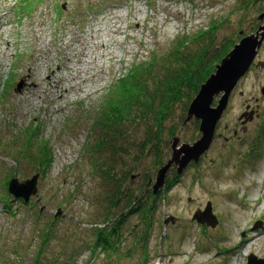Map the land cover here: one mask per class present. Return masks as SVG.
<instances>
[{
  "label": "rangeland",
  "instance_id": "1",
  "mask_svg": "<svg viewBox=\"0 0 264 264\" xmlns=\"http://www.w3.org/2000/svg\"><path fill=\"white\" fill-rule=\"evenodd\" d=\"M20 7L19 0H0V196L7 192L6 181H25L39 173L35 157L42 140L48 143L52 164L44 177L40 174L38 195L29 202L35 213L44 209L41 219L12 195L19 214L8 215L0 199V242H15L36 230V220L41 226L58 215L62 220L51 247L60 254L61 235L76 224H100L111 211L116 188L123 193L153 192L164 165L158 161L171 158L175 137L193 144L202 135L200 120L185 122L181 104L161 131L155 128L158 140L153 144L145 146L153 130L134 118L110 131L103 112L118 78L132 64L167 53L178 39L205 29L213 19L221 24L211 47L232 37L238 43L264 24L258 19L264 0H41L32 12L19 13ZM53 80L61 81L58 89L52 87ZM263 87L264 42L231 93L211 148L181 174L175 166L170 169L166 184H174L157 193L163 200L155 214L149 254L144 255L136 238L142 236V227L134 213L123 227V255L116 264H249L251 255L264 259ZM220 98L215 97L213 106ZM247 111H255L254 118L242 123ZM101 141L106 145L97 148ZM110 169L114 180L104 175ZM117 179L124 183L121 189ZM124 201L114 213H121ZM209 203L218 218L216 227L194 219ZM170 217L176 222L165 224ZM254 234L259 238L249 243ZM55 263L108 261L103 254L90 259L85 250L72 262Z\"/></svg>",
  "mask_w": 264,
  "mask_h": 264
},
{
  "label": "trees",
  "instance_id": "2",
  "mask_svg": "<svg viewBox=\"0 0 264 264\" xmlns=\"http://www.w3.org/2000/svg\"><path fill=\"white\" fill-rule=\"evenodd\" d=\"M19 2H21V10L32 12L41 0H19ZM58 9L62 10V7L59 6ZM220 24V21L213 19L205 29H199L190 37L184 36L178 39L167 53L161 56L153 54L146 61L132 64L127 73L118 78L110 88L112 100L108 101L107 108L105 105L106 109L103 112V116H106V127L115 132L118 127L127 125L134 118L145 122L148 129L153 130L151 135L153 138L149 137V142L147 141L145 146L158 140L154 132L164 128L178 105L181 104L183 113H187L191 101L197 96L202 84L209 79L216 71L219 62L237 44L232 37L215 48L211 47L213 36ZM105 145L106 142L101 141L97 148H103ZM37 151L35 162L39 166L38 172L44 177L52 164V156L46 140L39 142ZM164 163L162 160L158 161L159 166ZM95 166L101 167L98 162ZM111 170L114 169L108 172L105 170L104 175L112 176ZM111 178L116 179L114 175ZM176 178H179L177 174ZM9 181L5 184L7 192L1 195L0 199L3 201L4 211L8 215L17 217L19 213L16 208L14 209L16 198L11 197L9 193ZM121 181L118 179L116 181V187L120 189L124 185ZM173 184L174 182L168 181L167 191ZM122 200H125L124 209H127L128 213L124 214V209L119 214L114 213ZM162 200L161 193L155 194L151 190L135 194L129 189L123 193L116 188L111 200V211L99 222L100 224L85 228L76 224L75 229L61 235L59 240H62L64 245L60 254L54 252L55 249L51 244L53 239H57V224L62 219L55 215L56 218L51 223L45 222L39 226L37 220L41 219L42 210L35 213L36 209L31 210L30 203L25 204L26 209L32 214L35 213L36 219L39 218L33 225L36 230H31L30 234L20 235L15 242H0L1 264H56L55 262L59 261L68 263L85 250L90 251V259L103 254L108 264H116V260L123 255L122 241H125L123 227L127 224L128 216L134 213L139 215L140 227H142V236L137 235L136 238H139L138 243L144 247V255H148L147 247L154 227L155 214ZM20 220L18 218L13 221L10 227H15ZM25 221L28 223L27 220ZM26 223L23 228L27 229Z\"/></svg>",
  "mask_w": 264,
  "mask_h": 264
},
{
  "label": "water",
  "instance_id": "3",
  "mask_svg": "<svg viewBox=\"0 0 264 264\" xmlns=\"http://www.w3.org/2000/svg\"><path fill=\"white\" fill-rule=\"evenodd\" d=\"M259 19H264V11L259 15ZM242 34V32H241ZM264 42V24L260 25L256 32L244 36L229 51V53L217 65L216 71L209 79L202 84L197 96L193 99L187 114L185 122L196 118L200 120L201 138L193 144L180 143V138L175 137L172 140L173 153L171 158L160 168L157 174L156 182L153 186V192L157 194L161 189L166 187L167 176L170 169L177 167L178 174H181L191 162L198 163L201 157L211 148L216 135L219 121L222 119L230 101L231 93L237 87L239 81L246 75L254 63L258 50ZM25 81L18 84L19 93L23 90ZM264 95V87L262 88ZM221 94V98L216 106H213L214 99ZM254 112L247 111L242 114L240 120L243 123L253 120ZM40 174H35L32 178L20 181L17 177L11 179L9 191L18 198L25 199L29 202L33 196L38 195ZM152 183V181H150ZM194 219L200 223L216 227L218 218L213 214L211 203L208 204L205 211L198 210ZM169 221L176 222L175 217L166 219L165 224ZM262 223L257 225V228ZM249 264H264V259H258L256 256L249 257Z\"/></svg>",
  "mask_w": 264,
  "mask_h": 264
},
{
  "label": "bare ground",
  "instance_id": "4",
  "mask_svg": "<svg viewBox=\"0 0 264 264\" xmlns=\"http://www.w3.org/2000/svg\"><path fill=\"white\" fill-rule=\"evenodd\" d=\"M258 19H259V16H258ZM260 20V19H259ZM260 22H261V20H260ZM240 34H241V32H240ZM248 35V34H247ZM246 36V35H245ZM244 37V36H243ZM242 37V38H243ZM241 38V39H242ZM240 39V40H241ZM259 51V50H258ZM250 70V69H249ZM248 73V72H247ZM246 73V74H247ZM53 84H55V86H53ZM53 84H52V87H56L57 89L59 88V84H61V81H58V80H53ZM35 86L37 87V86H39L38 84H35ZM68 90H66V92H67ZM200 91V90H199ZM234 91V90H233ZM199 93V92H198ZM233 93V92H232ZM232 95V94H231ZM64 95H62L61 97H63ZM196 97V96H195ZM193 101V100H192ZM192 101H191V103H192ZM191 103H190V105H191ZM190 105H189V107H190ZM189 107H188V110H189ZM187 114H188V111H187ZM242 121V123H243V120H241ZM165 164V163H164ZM257 238H259L258 237V235H252V237H251V239L250 240H248L249 241V243H252L253 241H255Z\"/></svg>",
  "mask_w": 264,
  "mask_h": 264
}]
</instances>
